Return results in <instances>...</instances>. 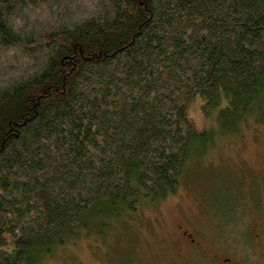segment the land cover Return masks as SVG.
I'll return each mask as SVG.
<instances>
[{"label":"trees","instance_id":"trees-1","mask_svg":"<svg viewBox=\"0 0 264 264\" xmlns=\"http://www.w3.org/2000/svg\"><path fill=\"white\" fill-rule=\"evenodd\" d=\"M196 99L260 111L264 0H0V264L175 193Z\"/></svg>","mask_w":264,"mask_h":264},{"label":"rangeland","instance_id":"rangeland-1","mask_svg":"<svg viewBox=\"0 0 264 264\" xmlns=\"http://www.w3.org/2000/svg\"><path fill=\"white\" fill-rule=\"evenodd\" d=\"M217 113L216 108L206 116L200 99L190 104L192 122L209 141L193 146L175 193L94 218L90 228L57 246L42 264H211L209 253L215 250L252 264L259 250H251L247 234L233 225L250 208L248 187L254 180L248 167L264 153V104L237 130L223 129ZM217 225L239 243L206 241L205 231ZM183 229L197 234L203 248L188 244ZM15 250L13 241L6 251L14 255Z\"/></svg>","mask_w":264,"mask_h":264},{"label":"flooded vegetation","instance_id":"flooded-vegetation-1","mask_svg":"<svg viewBox=\"0 0 264 264\" xmlns=\"http://www.w3.org/2000/svg\"><path fill=\"white\" fill-rule=\"evenodd\" d=\"M248 175L249 178L251 176L254 180L250 183V187H248L250 208H248L247 211H244L243 214L236 216L233 226H236L238 229L247 234L249 242L248 246L251 248L253 247L251 250L254 252L256 251L255 248L259 250L256 251L257 259L255 258L252 264H264V153H261L258 160L253 162V164L248 167ZM218 226L219 225L215 226L216 230L214 231H205L208 233L205 235L206 241H213V239H217V241L222 240V243L225 245H232L234 242L239 243V241L232 238L230 234L218 232ZM181 234L188 244L196 246L197 248H203V242L194 232L183 229ZM260 250L263 254H260ZM209 254L211 256V264H243L242 260L235 259L229 255H224L220 250H215V252Z\"/></svg>","mask_w":264,"mask_h":264}]
</instances>
